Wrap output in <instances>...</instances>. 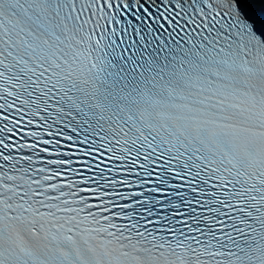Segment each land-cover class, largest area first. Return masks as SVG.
Returning a JSON list of instances; mask_svg holds the SVG:
<instances>
[{
    "label": "snow or ice",
    "instance_id": "6c2138e0",
    "mask_svg": "<svg viewBox=\"0 0 264 264\" xmlns=\"http://www.w3.org/2000/svg\"><path fill=\"white\" fill-rule=\"evenodd\" d=\"M0 264H264V0H0Z\"/></svg>",
    "mask_w": 264,
    "mask_h": 264
}]
</instances>
